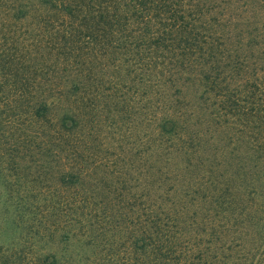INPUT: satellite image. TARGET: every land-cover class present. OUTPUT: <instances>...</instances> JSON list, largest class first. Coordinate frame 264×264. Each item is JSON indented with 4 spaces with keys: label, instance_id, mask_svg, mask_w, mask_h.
Listing matches in <instances>:
<instances>
[{
    "label": "trees",
    "instance_id": "trees-1",
    "mask_svg": "<svg viewBox=\"0 0 264 264\" xmlns=\"http://www.w3.org/2000/svg\"><path fill=\"white\" fill-rule=\"evenodd\" d=\"M193 1L0 0V130L74 246L0 264H264V88Z\"/></svg>",
    "mask_w": 264,
    "mask_h": 264
},
{
    "label": "rangeland",
    "instance_id": "rangeland-1",
    "mask_svg": "<svg viewBox=\"0 0 264 264\" xmlns=\"http://www.w3.org/2000/svg\"><path fill=\"white\" fill-rule=\"evenodd\" d=\"M194 0L199 4L202 28L215 38L214 63L237 60L245 72L260 78L264 88V0ZM228 57V59H227ZM219 67L223 69L222 64ZM225 63V64H226ZM247 68V69H246ZM264 91V90H261ZM10 129L0 130V247L9 251L42 254L73 249L59 239L45 246L56 226L57 164L43 159L34 164L28 157L8 151Z\"/></svg>",
    "mask_w": 264,
    "mask_h": 264
}]
</instances>
